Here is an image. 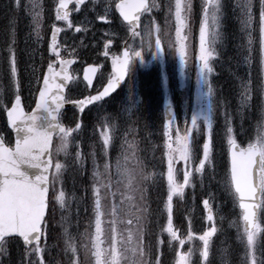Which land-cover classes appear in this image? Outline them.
I'll return each instance as SVG.
<instances>
[{"label":"snow or ice","instance_id":"1","mask_svg":"<svg viewBox=\"0 0 264 264\" xmlns=\"http://www.w3.org/2000/svg\"><path fill=\"white\" fill-rule=\"evenodd\" d=\"M16 6H21V0H15ZM77 6L85 3V0H75ZM152 6L140 0L139 3H125L122 2L117 7L119 8L123 19L128 22V27L132 32L133 37L138 36L139 33L136 28L139 24V19L135 16L134 12H140L141 10L150 11ZM187 8L190 10L191 5L182 6L180 0H177L176 5V17L181 27L184 26V19L182 18V11ZM223 4L221 0H208V3L204 6L203 23L200 30V42H201V72L207 71L208 74L213 72L210 67L209 60L213 57V51H208L205 48V37L208 30L209 20L214 22L215 31L213 33V43H217L222 39L221 31V17L223 15ZM68 0H59L56 7V20L64 21L71 28L72 21L69 19ZM252 4L249 3L244 6L245 19L243 20L244 26L251 37L253 32V13L251 11ZM211 9V11H209ZM39 13H35L33 16L34 21H38ZM100 20L107 21V16H101ZM62 31L61 28L54 27L52 31L51 43L49 45L50 52L58 59L60 64V71H56L55 62L47 65V75L43 77V88L38 90V102L36 103V109L31 113H26L21 105V98L19 95L20 88V68L18 67L17 54L14 47L8 48V63L9 73L11 76L12 84L16 89L15 103L8 111V117L13 128L17 134V142L15 149H9L5 147L0 138V252L4 251V243L7 238L19 236L22 238L25 245L31 247V254L36 256L34 264H46L45 252L48 249V221L52 220L55 216L56 207L65 212L69 210V205L66 197V193L61 187L58 190L53 191L52 202L54 207L52 213L48 214L49 206V189L50 186H54L55 181H50L48 178L49 167L51 166V160H43L41 157L44 153H48L51 156L50 145L54 135H59L60 145L56 151H63L67 154L70 139L73 133H77L81 129V124L76 123L75 127H65L61 123V109L66 103H71L77 112L83 113L90 105L98 104L106 97L110 92L114 91L119 83L124 80L128 75L129 65L136 57H142L140 51H135L131 56L129 51L123 52V58H113V64L115 66L114 77L109 81L107 87L103 91H98L96 95L86 96L82 100L68 101L64 97V89L67 87V81L71 79L67 74L68 65L73 61H66L59 59L60 45L57 43V37ZM77 32H80V28H76ZM259 58H260V76L258 91L261 99L264 100V0H261V12L259 17ZM150 34V32H149ZM37 40L41 39L39 32V25L37 23L36 31ZM12 44H15L13 39ZM249 47L245 49L248 59L249 72L243 80L242 90L240 92L241 108H251V102L254 95V84L251 75V61L253 59L252 40H248ZM162 49L157 44L156 53L159 54ZM107 55V52H105ZM218 55V53H217ZM180 57L186 64L184 57L183 45L180 47ZM34 71V70H33ZM94 69H89V72L94 73ZM85 79L90 87L92 84V76L88 73L85 74ZM40 83V79L35 81ZM209 94L213 93L212 85L209 84ZM226 125H230L231 117L226 111L224 113ZM169 124H173L175 118L169 116ZM198 118L192 119V126L197 127ZM204 120L207 122V136L208 140L203 144V159L199 162V168L197 172L203 174L206 164L212 167V116L205 115ZM42 121H47L43 124ZM187 123V121H186ZM228 132V145L231 150V182L228 185V190L231 195L239 204L242 209L244 231L242 239L246 240L247 259L250 264H257V249L259 248L264 252V239L258 244L257 232L259 220L258 212L264 211V137L255 144H249L247 148H241L232 135V128H227ZM104 144L108 145L111 142V137L107 132L103 133ZM179 140V159L185 162V170L183 176V183H178L174 175L173 165L177 162L175 156L170 151L168 158V195H167V229L166 231L173 240H178L182 246L185 241L180 240L177 232L173 228L172 219V207L173 198L181 197L185 195L186 187H195V184L190 183L192 172L188 170L187 164L191 159V138L190 134L178 137ZM38 150V151H37ZM82 162V161H81ZM28 164L31 168L37 171L33 175H29L28 171H22L21 165ZM62 165L56 164L55 168L59 175L62 169ZM107 167V166H106ZM258 172V175H257ZM96 193V209L99 208V195L100 191L97 188ZM203 205L207 209L209 221H213V209L208 199L203 200ZM66 217L62 216V220H66ZM215 227L210 228L203 235L199 236V240L203 243L202 257L205 261L208 260L210 242L213 235L216 233ZM264 231V230H261ZM64 234L67 237L65 240L66 251L69 254L70 264H79V257L77 254V248L72 243L71 234L68 228L64 227ZM193 239L189 234V240ZM42 241L44 247H41ZM162 243V242H161ZM191 252L188 255L181 254L179 258V264H191ZM27 264H33V261L28 260ZM150 264H160L159 258L154 261L151 260ZM260 264H264V260L260 261Z\"/></svg>","mask_w":264,"mask_h":264},{"label":"rangeland","instance_id":"2","mask_svg":"<svg viewBox=\"0 0 264 264\" xmlns=\"http://www.w3.org/2000/svg\"><path fill=\"white\" fill-rule=\"evenodd\" d=\"M181 1V0H180ZM110 2V1H109ZM221 3L223 4V15L221 17V24L223 22V19L225 17V11L226 9L229 8V13H231L233 10H235L236 8H238L239 6L242 8V14H243V19L245 18V13H244V6L251 3L252 4V8L251 11L253 13V16L256 17L257 19V27H255V22L253 24V32H256L259 40H260V32H259V17H260V12H255L254 8H260L261 10V0H221ZM256 3V4H254ZM177 5V3H176ZM103 10L105 12H103L104 14L107 13L108 14V10L104 9ZM81 12H83L85 14V11H79L78 14H80ZM56 17V16H54ZM101 16L97 17V20L100 18ZM254 19V18H253ZM95 21V25L93 27L92 33L94 35H96L95 33H102L101 32V28H99L101 26V24L98 21ZM113 18L109 19V22L113 23ZM14 20H12L13 23ZM56 21V18H55ZM54 21V22H55ZM168 21V20H167ZM235 22H237V20H234ZM53 22V23H54ZM171 22L172 24H176L178 23V20L175 17H171ZM52 23V22H51ZM52 23V24H53ZM211 23L213 25V21L211 20ZM51 24V25H52ZM88 23H86L87 25ZM65 28H69L68 25H66L65 27H62V31H61V37L62 39L64 38V43L63 45L59 48V51L61 50H71L70 45L66 44V40L67 37L65 36V33L67 32ZM50 29V28H49ZM81 29V28H80ZM210 29V34L213 32V30L211 28ZM174 35L172 36L171 34L174 32ZM69 31H72L71 35H73V38H79L80 40H89L91 37V32H89L84 26L83 29L80 32H75L74 29L69 28ZM169 35L166 36V40L165 41H169L167 42L168 45L166 44V48L168 51V54H170V57L175 55V51H176V57H177V64H178V71H177V76L176 73L174 71H170L169 75H166L164 73H161L160 70H156L155 67H151L150 65V54L148 55L147 59L145 60V62H141L138 66L137 69L138 70H142V74H147V73H153L155 74L154 76H149V75H145V79H152V77L156 78L159 77L162 83V90L159 86V93L162 91V95H163V99L164 98H171L174 99V96H176L178 94V96L181 98L182 101H185V111H190V113H192V117H191V121L194 117L199 119V115L204 119L205 115H211L212 116V123L213 126L217 123V118H219V114L217 113V103H219V101H213L209 100L210 96H214V94L212 93L211 95L209 94V84L211 83L212 85V89L213 92H216V97L214 100H219L220 95L217 94V89H221V91H223V89H225L222 84H213L212 83V76L213 73L216 72L217 73V68H220L219 66V56H220V52L222 50V43L219 42L217 43L215 49V52L213 53V57L209 60V64L210 67H212L213 72L211 74H208L207 71L205 70L204 72H202V78L197 76L196 81L193 80V86L189 89H187L184 86L183 83V71H182V59L180 57V42H181V33H179L176 29V25L175 28L173 29H169L167 30ZM159 32V30H158ZM76 33V34H75ZM75 34V35H74ZM123 33H119L118 35L122 37ZM148 33H144V35H147ZM5 35V34H4ZM70 35V36H71ZM11 36V34H7V37L5 36V38L7 39V41L10 39L9 37ZM158 36L161 38V36L164 38V34L163 33H159ZM62 39L60 41H62ZM1 41V39H0ZM6 40L3 41V45L5 44V42H7ZM59 41V42H60ZM105 42V40H104ZM59 44V43H58ZM214 44V43H212ZM211 44V45H212ZM93 45L96 46L97 43L93 42ZM215 45V44H214ZM100 46V45H99ZM171 48H175V51ZM205 48L208 51H213V49L208 46V42L205 43ZM23 53L26 54V51L23 50ZM218 53V55H217ZM52 54V53H51ZM53 55V54H52ZM200 55H201V47H199L198 49V63L199 66L196 69L197 73L199 74L201 72L200 68H201V61H200ZM61 57V55L59 56V58ZM53 59H56V61L58 60L54 55H53ZM9 65V63H8ZM217 66V67H216ZM229 65L223 66V70L226 71V67H228ZM226 73V72H224ZM258 74V73H257ZM218 77L221 78L222 77V73L218 72L217 73ZM235 75V72L232 73V77ZM201 76V75H200ZM201 79L200 84L197 85L198 80ZM195 82V83H194ZM234 82H236L234 80ZM36 82L35 84L28 89V94L24 95V101L25 103H27L28 105H32V103H34V98H35V94H36ZM10 85L12 86L13 84L10 83ZM235 88L237 87L234 86ZM197 89V90H195ZM185 91L189 92V96H187L186 93H184ZM225 91H223L222 93H219L221 95H225L224 94ZM132 93V92H131ZM16 95L15 91H12L11 94H8V91H2V96L0 95V99H1V104L3 105L4 108H6L7 106H9L14 97ZM229 97V96H226ZM155 100V104H156V99ZM213 101V102H211ZM208 102H211L208 105ZM195 104V106L193 105ZM221 105V103H219ZM139 106V103H137L135 106L132 107V109L134 110L135 108H137ZM222 106V109L220 110V115L224 117V110L223 108H225L226 106ZM151 108L153 109V107H149V110H151ZM184 111V109H183ZM186 113V112H185ZM188 116V114H187ZM260 118L256 119V122L254 124L255 129L253 131H250L251 133L253 132V135L255 137V141L260 140V138H262V136L264 137V130H260V124H259ZM152 122L147 123V120L145 122L144 125V129L150 128L152 126ZM204 128L201 131L200 136L197 138V142L194 143V145L192 144L191 146V151H192V156L191 159L188 161L187 164V168L189 171L192 172V177L190 178V183L195 184V187L192 188L186 198V200L184 201L183 204V210H185L186 214H187V221H186V225H182L180 224V222H178V224L176 222L173 223V228L174 230L177 232V235L179 237L180 240H184L185 243L181 246L179 244L178 240H172L173 243V247L176 249V253L172 256L171 258V263L172 264H179V258L181 254L184 255H188L189 252H191V264H207L205 259L202 257V252H203V243L202 241L199 240V236L203 235L206 231H208L210 228L215 227V223H218L219 220H223L225 218H227L225 215L222 214L221 210L223 211V208L225 207L226 213H227V204L229 202V204L233 207H235V203H234V199L233 196L231 195L230 191L228 190V180H227V176L225 174V172L228 173L229 170V161H227V154H228V132H227V128L229 127V125L225 124V120L220 123L221 127L224 128V133H223V144H217L214 145V136H215V132L214 130H212V167L210 168L208 165L205 166V174H214V172H217V183L212 184V182H214L216 179L214 178V176L212 175H208L207 179H206V185H208L209 188H198L197 189V183H196V179L194 175H198V176H202V178H205V175L199 173L196 171V169L199 168V162L201 159H203V144L207 142L208 140V136H207V122L205 121V123H203ZM120 126H117V124L115 123H110V130H111V136L114 138V136L116 135V131H118ZM230 127L232 128V135L233 137L235 136V130L232 126V124L230 125ZM143 129V130H144ZM199 130H201V127L199 128ZM249 132V134H250ZM109 134V133H108ZM109 135V136H110ZM170 135V134H169ZM186 134H183L182 136H184ZM180 134H177L176 136H168L167 137V143L168 145L165 146L162 150L163 152V156L166 160V165L168 167V158H169V152L171 151L173 153V155L176 158V163L173 165L174 167V175H175V179L178 183H183V176H184V170H185V162L183 160L179 159V140L178 137H180ZM236 139V137H234ZM127 140V139H126ZM125 141H123V144H125ZM254 142V141H253ZM226 148H225V145ZM220 148H221V153H220ZM126 150V146L123 147L122 150ZM69 150V147H68ZM67 150V151H68ZM79 150H80V154L79 156L73 155L68 161L67 163H63L60 164L62 165V169L60 172L61 178H60V182H59V189L61 187H63L65 193H66V197H67V201H68V205H69V210L67 212L61 210L59 207V211H63L65 213L64 217H66V220H62V216L61 214L57 215V219H55V225L59 224V226L62 228V230L64 231V227L66 226L68 228L69 233L71 234L72 237V243L76 246V240L77 237L79 236V231H77L76 229H74V231H72L73 229V224L70 222V217H74L73 216V209H72V199L74 198V194L76 193L75 187H74V180H75V174L77 173V171L79 170L78 168H85L87 165V159L83 156V149L81 148V146H79ZM125 153H127L125 151ZM224 156V158H223ZM82 161V162H81ZM120 164L118 167L121 166H126L128 165L129 160H127L125 157L120 158L119 160ZM168 168H164V172L166 174ZM63 173H67L69 176L67 178V183H65V180L62 176ZM120 174H124L125 176H128V174L130 173V170H126L125 168L123 170L119 171ZM161 173V172H159ZM216 176V174H215ZM228 179H230V177H228ZM66 188V190H65ZM99 189L98 183H95L93 189L94 192L96 189ZM189 187H187L188 189ZM203 193V194H202ZM203 196L205 198H207L210 201V204L213 208V212H214V219L213 221H209L207 219V215L205 214V212H203L202 208H201V204L200 201L198 202V199L200 196ZM205 195V196H204ZM129 196V195H128ZM228 200V202H227ZM99 208L98 210L101 209V206L103 205V200L101 199V196L99 197ZM202 202V201H201ZM166 207V205H165ZM57 211V208H56ZM103 210L100 211L99 214V218L96 220L95 225L92 227V232H91V237H92V241H93V257L95 260V264H104V259H106L107 254L109 255V259H111L112 261H115V257H117L116 255L118 254L119 251V245H118V241L122 240L123 242H126V238L116 230V228H113L112 231V239H113V246L111 249H107V251L105 253H102L101 251V246H100V241L101 240H106L104 235L107 234V232L104 231V228H106L105 223L103 222ZM239 217L241 216L240 212L238 213ZM238 214L233 217L231 220H229V227H236L239 217ZM264 216V213H263ZM74 222L75 225L77 223V220L74 217ZM54 225V227H55ZM182 225V226H181ZM54 227H51L50 230V235L52 236L53 233H55L56 231H59V229H54ZM165 229H167V221L165 222ZM232 230V229H231ZM264 219L262 224L259 225L258 227V232H257V241L258 244L260 242V238L261 236L264 234ZM236 233L237 235V240L236 241H225L222 240L220 242L217 243V249L216 251L213 253V257L215 259V263L213 262L212 264H250V261H248L247 259V248H246V240L242 239V235L239 232L236 231H231ZM189 234H191V236L193 237V239L189 240ZM64 239L66 240L67 237L63 236ZM128 239H130V236H128ZM217 237L214 241L211 240L210 242V247L216 242ZM47 245H48V249L46 250L45 254L51 249L53 248V244L49 242V236L47 239ZM126 245H131L128 244V242L126 243ZM158 245H160V241L158 240ZM44 242H42L41 247H44ZM8 247V248H7ZM107 248V245H106ZM8 252L6 254H4V257L2 258V260L0 261V264H27L28 260L33 261V264L36 260V256L34 254H31V249L27 250V252H25L24 250H22L19 246L16 247L15 249H13L12 247H10V245H4V251L3 253H5V251ZM171 254V250L167 249V253L166 255H170ZM257 264H260L261 260H264V252H262L259 248L257 249ZM63 257H65V255L63 254ZM121 258L122 260H125V254H121ZM66 260H69L68 258H65ZM52 261H49L46 264H52ZM161 264V263H160Z\"/></svg>","mask_w":264,"mask_h":264},{"label":"trees","instance_id":"3","mask_svg":"<svg viewBox=\"0 0 264 264\" xmlns=\"http://www.w3.org/2000/svg\"><path fill=\"white\" fill-rule=\"evenodd\" d=\"M48 1V0H47ZM46 3V0H21V6L20 7H17L16 6V3H15V0H0V37L3 36L4 34H7L8 31L10 33L11 31V28L13 27V23L15 25V21L12 23L11 20H16V10L18 12H24L23 13V16L24 18L28 19V22L27 25H28V30L30 31V33L33 32L34 28L32 26V24H35L33 21H31V19H33V16L36 12V9H37V5L38 4H45ZM27 4V5H25ZM41 15V14H40ZM39 15V16H40ZM26 26V24H25ZM15 43H16V40H15ZM43 45L45 47V49H47V40L46 39H43ZM15 47V45H14ZM253 48V47H252ZM35 48H34V52L31 54V55H35ZM231 52H227V56L230 57V63L231 64H235V62H237L238 66H241V63L243 61V58L245 56L244 52L245 51H238V50H233V49H230ZM230 53V54H229ZM39 60L37 58H35V61H34V64H35V67L37 66H40V69L42 70L43 69V64L44 63H41L39 64ZM29 66V64H26V68ZM233 67V66H231ZM155 97H158L157 94L154 95ZM130 120L132 121V119L130 118ZM158 125V124H157ZM102 131H103V128L102 127H96V128H91L87 131H85L87 134H92V138H95L96 135H101L102 134ZM94 133H97L94 135ZM92 152V151H90ZM179 201V200H177Z\"/></svg>","mask_w":264,"mask_h":264},{"label":"water","instance_id":"4","mask_svg":"<svg viewBox=\"0 0 264 264\" xmlns=\"http://www.w3.org/2000/svg\"><path fill=\"white\" fill-rule=\"evenodd\" d=\"M66 61H69V60H66ZM68 68H69V65H68ZM68 68H67V71H68ZM58 71H60V70H58ZM67 74H68V72H67ZM47 75V71H46V73H45V76ZM67 84H68V81H67ZM108 85V84H107ZM107 85L105 86V87H107ZM42 88H43V81H42V84H41V88H40V90H42ZM117 88V87H116ZM64 91H65V89H64ZM113 92V91H112ZM112 92H110V94L112 93ZM109 94V95H110ZM38 95H39V93H38ZM37 102H38V97H37ZM22 105V104H21ZM36 109V107L34 108V110ZM33 110V111H34ZM168 112H169V110L167 111V114H168ZM8 113V112H7ZM8 115V114H7ZM8 122H9V125H10V127L12 128V130L14 131V134H15V145H16V142H17V134H16V131H15V129L13 128V126H12V124H11V122H10V119H9V117H8ZM42 123L43 124H46L47 123V121H42ZM4 144V143H3ZM6 147V146H5ZM38 151V150H37ZM43 160H49L50 159V156H49V154L48 153H44L43 155H42V157H41ZM51 160V159H50ZM49 169H50V167H49ZM21 170L22 171H28L29 172V175H33L37 170L36 169H34V168H31L28 164H25V165H21ZM257 175H258V172H257ZM48 178H49V176H48Z\"/></svg>","mask_w":264,"mask_h":264}]
</instances>
